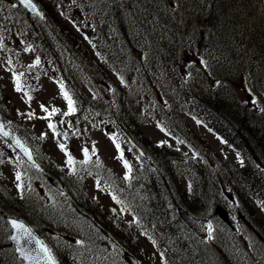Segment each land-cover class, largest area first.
I'll use <instances>...</instances> for the list:
<instances>
[{"label": "trees", "instance_id": "1", "mask_svg": "<svg viewBox=\"0 0 264 264\" xmlns=\"http://www.w3.org/2000/svg\"><path fill=\"white\" fill-rule=\"evenodd\" d=\"M38 1L42 17L27 14L16 5L18 11H0V58L10 57L16 49L31 54L36 58L35 69L47 71L56 78L73 97L79 110L84 106L91 107L93 116L102 122L107 120L100 117L102 108L97 105L99 96L94 99L95 88L110 91L101 106L105 104L114 109V115L109 109V119H112L107 122L113 125L116 133L121 134L120 124L132 131L138 129L142 122L140 118H151L179 134L200 157L207 156L209 149L204 140L177 116V112H186L204 122L247 160L237 167L222 168L220 177L207 163L184 157L175 148L144 143L150 161L141 159L138 167L132 168L127 182L118 181L114 174L112 177L101 164L89 162L95 165L85 167L107 179L105 186L110 188L130 219L125 222L108 213L82 187L73 190L69 181H62L63 192L69 194L72 202L70 210L87 224L89 222L90 229L103 233L107 240L114 238L116 253H96L100 242L92 240L90 253H73L72 248L68 251L66 247L62 250L52 247L59 264H125L117 250L135 252L136 242L130 239V232L135 230H147L154 235L163 253V264H221L222 258L225 264H242L241 255L233 258L226 253H217L212 244L196 237L174 211L179 204L195 215L215 219L212 205L223 200L227 187L232 189L236 199L231 210L243 213L240 220L243 232H250L261 251L246 264H264V220L257 214L260 209L264 215V169L255 165L251 158V154H256L264 162V102L258 110L238 104L231 80L233 76L229 78L230 72L245 75L253 90L264 95L262 1ZM57 14L73 27L62 23ZM137 43L143 46L139 53ZM188 52L199 60V64L205 60L206 72L214 75V83L206 76V79L201 78L205 83L196 76L191 80L193 73L187 80L186 75L178 71L176 63ZM205 56L210 62L204 59ZM103 64L110 67L111 74L117 76L123 87L113 83ZM87 90L95 97L89 98ZM8 99V95L0 90V117L11 116ZM101 99L103 101V97ZM15 131L27 138L25 133ZM27 168L41 170L43 163ZM5 193L0 175L2 223L7 215L23 218L49 243L51 205L41 199L40 189L23 194L19 200L11 199ZM54 193L57 198H62L63 193ZM56 209L50 210L52 218H56ZM3 245L5 234L0 231V247ZM7 245L10 246L8 242ZM86 246L89 248V244ZM0 264L23 263L15 253L2 250Z\"/></svg>", "mask_w": 264, "mask_h": 264}, {"label": "rangeland", "instance_id": "2", "mask_svg": "<svg viewBox=\"0 0 264 264\" xmlns=\"http://www.w3.org/2000/svg\"><path fill=\"white\" fill-rule=\"evenodd\" d=\"M2 1L3 0H0V2ZM5 1L7 2L10 0H4V2ZM8 3L12 4V2ZM8 10L12 11L10 9ZM57 15L62 23L68 24L67 20L62 19L59 14ZM73 31L78 33L75 28H73ZM135 46H137L139 50L137 53L142 51L140 50V47L143 48L141 44L137 43ZM22 50L23 49H16V53L12 54V58H10L8 55L0 58V85L2 86V91L8 93V95L11 97V103H14L15 105V107L11 109L12 111H15V120L20 126L22 125L24 128L29 127L34 132V137H31V140L36 146L38 152L42 154L41 159H44L47 164H50V160L53 161V167L56 168V170H59L58 174L69 173L73 171L71 170V167H67L69 165V155H71L75 162L78 161L75 168L78 171V175L72 172L74 175L67 179V181L70 182L72 188L74 187V181L72 182V180H76L79 184H82L81 175H88L92 171L86 167H82L83 163L87 161L88 158H100V160L103 162L102 165L108 166L111 169L112 174L116 175L118 181H122V178H126L129 168L125 167L124 162L127 161L131 168L135 165V163H137L138 160L135 156H127V153L130 152V148L119 139L117 133L107 134L103 128L104 124L106 126L105 129L110 130L111 133L114 131L113 125L107 122L111 121L112 119H109V109L113 110V115L114 109L107 107L105 104L104 106H101L104 103L105 96H107L110 91H107L106 89L103 90L102 88H95L96 97L94 99L99 96L97 98V105H100L102 108V115L100 117L103 120H107L103 122V124L101 121L99 128L96 126H90L92 124H87L86 122H74L68 118L69 114L67 101L63 97V92L60 87L61 84L55 78L50 76L49 73L44 71H36V69L33 68L35 59ZM188 54L191 57L190 60L185 62L184 57L181 61L182 68L186 72L185 78L189 80L190 73H193L190 78L191 80H193L192 76H196L197 79L199 78L200 81L205 83V81L201 78L206 79L207 77L208 80H211L212 83H214V75L208 71L206 72L204 64H199V60H197V58L192 53L188 52ZM183 56H185V54ZM204 59H207V61L210 62L209 57L205 56ZM98 64L99 59L96 65ZM103 69L109 74L111 78H113V83L119 84V81L116 79L117 76H115L114 73L111 74L113 71L110 70L108 65L103 64ZM17 76L20 78V91L16 90ZM231 77L233 78L231 80L234 81L232 85L238 97V99L236 98L238 104L253 108L257 104L254 103L256 101V95L253 88H249L250 85L247 83V77L245 75H235L233 72H230L229 78ZM231 80H229V82ZM121 86L123 87L124 85L121 84ZM106 87L108 88V86ZM198 87L202 88L200 84ZM90 94L92 95L93 93L90 92ZM259 95V98L262 100V95ZM101 96L103 97V101ZM44 108H47L48 112H52L53 109H58L59 111L49 117L48 112H45ZM180 115L183 116L184 121L191 127L194 134L197 135V137L201 140H204L205 144L208 146L209 150L207 151V160H202L209 165L216 176H222V168L229 169L234 166L237 167L242 165L239 154L230 147L225 146L218 135L211 132L205 125L193 119L186 112H182ZM140 119H142V122L140 123L138 129H133V131L139 136L140 139H142L144 143L150 146L169 143L180 148L183 153L189 157L196 158L194 153L191 152L187 147L168 136L163 127H161V124L155 122L151 118ZM50 123L55 125V131L48 127ZM60 144L65 145L67 152L61 151L59 148ZM116 145H119V148H117ZM0 150H2L1 155L3 162V164H0V166L4 172L3 174H0L1 179L2 182H4L3 185L6 191L11 190L14 193L12 197L21 195L23 191H28L33 183L38 185L42 183L40 178L31 182L27 177L24 176L23 165L17 156V153L11 147L5 143L3 144L0 141ZM85 150L88 152L87 157L84 155ZM121 153L123 156L122 159ZM17 173L20 174L19 180L16 179ZM60 177L61 175L59 178ZM95 178L96 177L92 176L90 180H85V189L91 192L90 198L93 199V197H95L109 210L112 209L113 202L111 201L108 192L106 190H101V188L94 185L93 179ZM100 178L101 184L105 186L107 184V179L102 177ZM22 182H24V187H21ZM224 190L225 194L223 195V200L221 202L231 209V205H236V199L232 195L233 191L230 187H227ZM5 194L8 197L11 195L9 193ZM52 194L53 193L48 190L46 192V197H49L50 200ZM228 229L229 228L226 227L221 221H215V226L213 228V240L210 242L208 241V243L213 245L215 250L218 251L217 253H226L227 255H230L234 258V253L231 250V242L227 244L228 236L231 238V232ZM148 233L149 232L147 230H145V232H141L140 230L130 232V235L133 237V241L136 242V254L139 256V258H142L146 264L147 261L152 262V255L156 256V251L151 244V239ZM114 241V238H110L109 240L104 238L100 247L106 251L114 253ZM220 245H223L224 247H220ZM234 245L239 246L242 251H244V258L240 259L242 263L248 262L252 257L258 256V254L261 253V251L258 253L257 250L259 248L254 243L253 238L250 239L248 234L242 237H235ZM77 248L81 251L80 253H83L84 250H82L80 247ZM220 258L221 255H219L218 259ZM255 259L258 261V257ZM77 260L80 261L83 259ZM220 263L225 264L224 258L220 259Z\"/></svg>", "mask_w": 264, "mask_h": 264}, {"label": "water", "instance_id": "3", "mask_svg": "<svg viewBox=\"0 0 264 264\" xmlns=\"http://www.w3.org/2000/svg\"><path fill=\"white\" fill-rule=\"evenodd\" d=\"M18 2H20L25 7V5L21 2V0H18ZM31 3L35 5L36 11H33L31 8H28V7H25V8L31 13L40 14V11L37 5L32 0H31ZM263 3H264V0H263ZM0 125L4 126L3 131L9 133L8 136H4L2 134L0 135L3 138H5L7 141H9L14 147H16L29 163L35 164V160L33 158L31 150L26 145H24V143L20 139L16 138L9 130H7V128L5 127V123L3 121H0ZM17 141H19L20 144L23 145V148H26L28 152H30L31 159H29V156L25 154L24 150L21 147L17 146ZM130 141L136 148L140 149L139 146L131 138H130ZM52 182L55 183L56 186L59 187V185L54 180ZM215 210L228 224H230L235 229V225H234L235 223L229 213H227L219 205L215 207ZM177 213L180 216V218L193 231L198 233L200 236L206 237L208 235L209 223L207 220L199 219V218L192 216L180 206L177 207ZM12 220L22 223L25 226V228L28 230V232H30V236H24V235L18 234L16 229L12 228L13 234L11 235V240L16 245L19 258H21L26 264H53V262L54 264H57L53 256L51 255L50 250L48 249L47 245H45L42 242V240L38 236H36V234L30 229V227L27 224H25L22 220H18L15 218H8V222L10 225H11L10 222ZM16 235H20L19 242L12 239V237ZM42 245L43 247H46L49 250L47 254L42 251V248H41ZM49 255L52 258L51 260L48 259ZM125 258L130 264H138L137 260L128 253H125Z\"/></svg>", "mask_w": 264, "mask_h": 264}, {"label": "snow or ice", "instance_id": "4", "mask_svg": "<svg viewBox=\"0 0 264 264\" xmlns=\"http://www.w3.org/2000/svg\"><path fill=\"white\" fill-rule=\"evenodd\" d=\"M21 2L25 5V7L31 8L33 11H36L35 5H33V4L31 3V0H21ZM37 63H39V61H37ZM60 87H61V90H62V92H63V97H64V99L67 101L68 114H71V113H73V112L75 111V108H74V101L72 100V98H71V96L68 94V92L63 91V85H62V84H61ZM16 90H17V91H20V90H21L20 78H19L18 76L16 77ZM44 111H45V112H48V109H47V108H44ZM58 111H59L58 109H53L52 112H48V116L51 117L52 115H54V114H55L56 112H58ZM3 127H4L3 125H0V134H2V135H4V136H8L9 133L3 131ZM48 127L51 128L53 131H55V125H54V124H51V123H50V124L48 125ZM17 146H18V147H21V148L24 150L25 154L29 156V159H31V154H30V152H28V150H27L26 148H23V145H21L19 141H17ZM116 147L119 148V145H116ZM59 148L61 149V151L67 152V149H66L65 145L60 144V145H59ZM84 155H85L86 157L88 156V152H87V150L84 151ZM122 158H123V156H122V153H121V159H122ZM85 162H87V161H85ZM74 163H75V161L73 160V158L71 157V155H69V157H68V164L71 166V165H73ZM124 163H125V167H126V168H129V170H130V166L128 165L127 161H125ZM16 179H17V180L20 179V174H19V173L16 174ZM118 202H119V201H118ZM10 223H11L12 228L16 229V231H17L18 234H20V235H24V236H30V232H28V230L25 228V226H24L22 223L17 222V221H15V220H12ZM20 235L13 236L12 239H13V240H16L17 242H19V240H20ZM41 248H42V251H43L44 253L47 254V253L49 252V250H48L46 247H43V245L41 246ZM22 254H23V252H22ZM26 258H27V257H26ZM48 259H49V260L52 259L50 255L48 256ZM53 264H54V262H53Z\"/></svg>", "mask_w": 264, "mask_h": 264}]
</instances>
